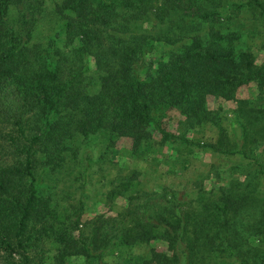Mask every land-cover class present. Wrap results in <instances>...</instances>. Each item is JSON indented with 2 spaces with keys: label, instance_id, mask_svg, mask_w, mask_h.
<instances>
[{
  "label": "trees",
  "instance_id": "obj_1",
  "mask_svg": "<svg viewBox=\"0 0 264 264\" xmlns=\"http://www.w3.org/2000/svg\"><path fill=\"white\" fill-rule=\"evenodd\" d=\"M44 12L45 0H0V264H264V104L236 98L248 83L264 94V62L239 29L241 17L264 22V1L59 0L41 42ZM209 97L236 101L239 139ZM206 128L214 141L194 136ZM96 135L98 161L126 137L133 161L157 166L169 145L218 163L191 186L158 188L133 168L110 180L112 212L84 220L93 156L76 143ZM236 155L245 162L228 164ZM72 168L69 198L55 184Z\"/></svg>",
  "mask_w": 264,
  "mask_h": 264
},
{
  "label": "rangeland",
  "instance_id": "obj_2",
  "mask_svg": "<svg viewBox=\"0 0 264 264\" xmlns=\"http://www.w3.org/2000/svg\"><path fill=\"white\" fill-rule=\"evenodd\" d=\"M57 1L59 0H45L46 13L44 12V16L39 21V25L36 28L37 33L35 39L37 41H45L46 36L53 33L54 27L53 21L50 19V13L54 3ZM239 26V29L243 30L242 34H239L242 38L243 46L251 48L256 56L257 62H264V48H262L263 45H261L264 41V22L241 17L239 18ZM253 28L256 29L255 31H261V33L256 36L252 33L253 31L247 33V29L253 30ZM157 48L158 50H161L160 52H163L171 47L159 45ZM236 98L251 99L256 101L258 105L264 104V94L259 95L255 83L242 85L236 93ZM208 107L214 110L221 109L220 112H222L224 117L222 125L228 132L233 133V135L239 139L240 129L232 113V109L236 107V101H225L209 97ZM179 119L180 116L177 113L170 112L165 121V125L169 130L176 132ZM194 136L207 141H214L216 138V131L213 128L211 130L206 128L203 133H196ZM82 141L83 140L78 139L76 143L79 144V154H81L84 149H87L93 156L92 164L89 166L91 172L90 178L84 189L85 195L87 196V198H85V211L82 215V219L84 220L98 213L112 212L105 204V194L106 190L110 187V180L116 176L128 174L133 168H136L141 172L139 179L144 186L158 188L162 184H188L191 186L194 180L199 178L200 174L207 173L209 170V164L212 162L218 163L217 155L208 148H203L202 150L196 148L192 155L191 153L188 154L187 151L185 152V150H182L181 152L175 151V148L173 149L169 145H164L162 151H160V162L157 166H152L145 161H133L129 157V147L131 145L130 139L126 137L118 138L112 149L108 151L104 160L98 161L97 156L102 152L105 142L103 137L96 135L91 137L90 141ZM257 151L260 153L261 159L264 160V144H262V147H259V150ZM177 152L180 153L179 157L176 155ZM184 158L190 160V164L188 165L189 170H187L188 172L180 169L181 163H179V161ZM226 161H228V164H231L232 162H245L237 155L232 156L231 158H226ZM78 170L79 169L77 168H75V170L72 168L65 171L63 176L58 177L59 181L55 185L58 188L59 193L64 194V192L68 191L70 195L69 198H72V196H78V190L73 191L75 190V186L78 185V182L73 180V177ZM228 180L229 177L227 176L226 179L221 181V183H226ZM218 184L219 182L217 183L216 179L212 176L204 180V187L206 189H214ZM114 202L115 204H112L114 206L113 210H115V208L118 209V206L122 204L123 200L115 199ZM153 245L157 247L158 250H164L165 247L163 242H156ZM140 250L141 249H138V252Z\"/></svg>",
  "mask_w": 264,
  "mask_h": 264
}]
</instances>
